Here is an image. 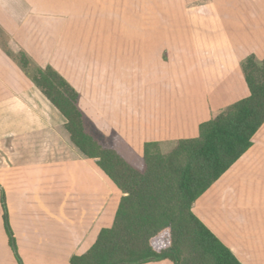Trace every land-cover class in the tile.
I'll return each instance as SVG.
<instances>
[{"label": "crops", "instance_id": "0c3cea01", "mask_svg": "<svg viewBox=\"0 0 264 264\" xmlns=\"http://www.w3.org/2000/svg\"><path fill=\"white\" fill-rule=\"evenodd\" d=\"M109 2L0 0V234L2 188L22 264H69L71 257L86 253L99 232L112 227L123 194L71 144L65 119L24 74L15 55L25 53L38 67L56 70L78 92L83 114L89 111L97 128L120 136L139 156L151 143L170 151L178 141L193 138L198 126L247 98L241 63L250 56L264 59L257 0H237V20L201 21L200 33L186 42L206 94L205 107H193L182 100L186 80L180 78L182 89H176L180 82L175 80L189 74L190 61L165 62L161 47L166 49L168 40L111 38L105 59H87V65L83 47L98 44L97 30L115 24L127 31L140 27L125 8L129 1L118 11ZM83 31L90 37L84 40ZM209 60L223 65L211 66ZM263 130L264 125L251 149L192 208L241 264H264V230L253 228L249 215L237 213L244 200L237 187L244 186L233 181V170H246L258 159L264 164V152L256 157L255 151ZM5 246L11 254L9 239Z\"/></svg>", "mask_w": 264, "mask_h": 264}, {"label": "trees", "instance_id": "16d2710c", "mask_svg": "<svg viewBox=\"0 0 264 264\" xmlns=\"http://www.w3.org/2000/svg\"><path fill=\"white\" fill-rule=\"evenodd\" d=\"M17 62L65 119L69 141L123 194L111 228L69 264H241L193 213L194 203L253 146L264 125V59L241 63L249 96L199 126V136L164 153L147 144L143 156L118 135L105 147L87 133L78 92L52 67L42 69L25 53ZM33 66V67H32ZM3 224L18 264L1 188Z\"/></svg>", "mask_w": 264, "mask_h": 264}, {"label": "rangeland", "instance_id": "374dc122", "mask_svg": "<svg viewBox=\"0 0 264 264\" xmlns=\"http://www.w3.org/2000/svg\"><path fill=\"white\" fill-rule=\"evenodd\" d=\"M103 3L110 1L109 4L116 8H123L124 0H102ZM111 1L113 3H111ZM129 2L125 3V8L130 13L131 20H137L140 22V27L137 29H131L130 31L121 30V26L115 24L113 27H108L107 29H99L97 30L96 37L98 38V44L93 46H84L83 54L85 55V62L89 65V61L87 59L95 62L96 56H100V60L105 59V51L106 49L110 53L111 46L110 41L111 38H121V37H145V38H162L167 41L166 49L162 46V58L165 62H173L179 61L181 59L190 61V65L186 70L188 72L186 77H175V80L180 82L176 85V89H182L181 87V79L186 80V83L183 87L184 93L187 98L186 99L189 105L196 107L201 105L200 109L205 107V98L206 94L203 92L200 78L198 76V62L196 60V56L193 54L192 46H186V42L190 39L189 37H193L196 35V31L200 33L201 31V21H216L219 17H222L226 20L234 19L237 20V0H126ZM256 5L259 7V15L261 16V21L264 20V13H260L264 11V0H257ZM117 10V9H116ZM118 11V10H117ZM221 15V16H220ZM259 22V21H258ZM260 23V22H259ZM133 23L130 25L132 26ZM137 24V23H136ZM193 28V29H192ZM129 32V34H127ZM87 36V37H85ZM89 32L84 33L83 31V39L89 38ZM107 39L109 41L108 47L106 45ZM117 48L116 46L114 47ZM167 50V51H166ZM92 51V52H91ZM96 52L97 55L95 54ZM102 55V56H101ZM213 59H218L211 55ZM17 60V55L14 56ZM193 60V62H192ZM102 63V62H100ZM211 66H222L223 64L217 62H210ZM174 65V63H173ZM33 67V66H32ZM175 67V70H178L180 66ZM88 68V67H87ZM98 73L100 72V68L95 70ZM73 71H70L72 74ZM86 73L88 74V69H86ZM103 75V74H100ZM99 76V75H98ZM173 78V77H172ZM177 105V102H176ZM178 105H182L180 102ZM89 111H86L84 115V125L87 133L91 134L95 140H99L105 147H109L111 145L112 138L115 136V133H104L94 123V118L90 120L88 116ZM221 114V113H220ZM202 118V117H201ZM102 128V127H101ZM107 134V135H106ZM109 134V135H108ZM193 138H197L199 136V126L197 127V132L194 133ZM260 143L257 144L256 150L257 156L264 152V130L259 135ZM263 141V142H262ZM260 147V150L258 149ZM161 150V149H160ZM163 152V150H161ZM168 152V151H167ZM166 153V151H164ZM264 156V155H263ZM258 159V158H257ZM252 162L250 167L246 170L239 171V166L237 169L233 170V174L237 172V178L233 179L240 180L241 184H243V188L237 187L240 196L243 198L242 203H238L237 205V213H243L245 215H249L253 220L250 225L253 228H259L264 230V164L261 166L259 162ZM258 164V165H257ZM224 180V178H223ZM222 180V181H223ZM230 185H235V191H237L236 186L237 183H231ZM1 231L3 235L0 234V264H15V255L10 247L11 254L5 244L7 243L8 235L3 227V223L1 224ZM7 249V252H5ZM12 255V256H11ZM157 264H170L169 261L156 262Z\"/></svg>", "mask_w": 264, "mask_h": 264}]
</instances>
